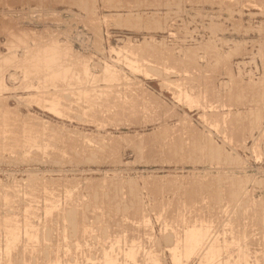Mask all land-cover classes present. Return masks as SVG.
Wrapping results in <instances>:
<instances>
[{
    "label": "rangeland",
    "instance_id": "374dc122",
    "mask_svg": "<svg viewBox=\"0 0 264 264\" xmlns=\"http://www.w3.org/2000/svg\"><path fill=\"white\" fill-rule=\"evenodd\" d=\"M107 261L264 264V0H0V264Z\"/></svg>",
    "mask_w": 264,
    "mask_h": 264
},
{
    "label": "bare ground",
    "instance_id": "6f19581e",
    "mask_svg": "<svg viewBox=\"0 0 264 264\" xmlns=\"http://www.w3.org/2000/svg\"><path fill=\"white\" fill-rule=\"evenodd\" d=\"M47 64H48V63H47ZM41 65H42V64H41ZM45 65H46V64H45ZM49 66H50V65H49ZM53 66H54V65H53ZM33 68H34V67H33ZM47 68H50V67H47ZM65 195H66V194H65ZM56 203H57V202H56ZM54 204H55V203H54ZM27 208H28V207H27ZM73 211H74V210H73ZM48 215H49V214H48ZM8 217H9V216H8ZM11 218H12V216H11ZM9 219H10V218H9ZM14 220H15V219H14ZM19 220H20V219H19ZM24 222H25V221H24ZM20 223H21V222H20ZM15 225H16V224H15ZM29 226H30V225H29ZM31 226H32V225H31ZM200 226H201V225H200ZM12 231H13V230H12ZM13 232H14V231H13ZM15 232H16V231H15ZM33 233H34V232H33ZM33 233H32L31 235H34ZM24 234H25V233H24ZM10 235H11V234H10ZM35 235H36V234H35ZM35 235H34V236H35ZM50 236H51V235H50ZM76 236H77V235H76ZM104 236H105V235H104ZM15 237H16V236H15ZM17 237H18V236H17ZM17 237H16V238H17ZM29 237H30V236H29ZM32 237H33V236H32ZM47 237H48V236H47ZM10 238H11V237H10ZM16 238H15V239H16ZM18 238H19V237H18ZM35 238H36V237H35ZM35 238H34V239H35ZM34 239H33V240H34ZM39 239H40V238H39ZM29 240H31V238H29ZM29 240H28V241H29ZM33 240H32V241H33ZM14 242H16V241L14 240ZM11 243H12V242H11ZM33 243H34V242H33ZM14 244H15V243H14ZM43 244H44V243H43ZM16 245H17V244H16ZM85 245H86V244H85ZM204 245H205V243H204ZM24 246H25V245H24ZM201 246H202V245H199V247H201ZM6 247H7V246H6ZM11 247H12V245H11ZM32 247H33V246H32ZM25 248H26V247H25ZM35 248H37V247H35ZM6 249H7V248H6ZM14 249H15V248H14ZM27 249H28V247H27ZM83 249H84V248H83ZM140 250H141V249H140ZM209 250H210V249H209ZM35 251H36V250H35ZM76 251H77V250H76ZM205 251H206V250H205ZM6 252H7V251H6ZM18 252H19V251H18ZM78 252H79V251H78ZM244 252H245V251H244ZM246 252H247V251H246ZM10 253H11V252H10ZM15 253H16V252H15ZM25 253H26V252H25ZM32 253H33V252H32ZM46 253H47V252H46ZM57 253H58V252H57ZM84 253H85V252H84ZM88 253H89V251H88ZM88 253H87V254H88ZM247 253H248V252H247ZM79 254H80V253H79ZM81 254H82V253H81ZM81 254H80V255H81ZM85 254H86V253H85ZM206 254H207V253H206ZM209 254H210V253H209ZM241 254H242V253H241ZM11 255H12V254H11ZM19 255H20V254H19ZM138 255H139V254H138ZM211 255H212V254H211ZM257 255H258V254H257ZM59 256H60V254H59ZM85 256H86V255H85ZM205 256H206V255H205ZM214 256H215V255H214ZM217 256H218V255H217ZM217 256L215 257V259L217 258ZM57 257H58V256H57ZM130 257H131V256H130ZM132 257H133V256H132ZM138 257H139V256H138ZM155 257H156V256H155ZM203 257H204V256H203ZM210 257H211V256H210ZM256 257H257V256H256ZM10 258H11V257H10ZM18 258H19V257H18ZM128 258H129V257H128ZM150 258L152 259L153 257H150ZM156 258H157V257H156ZM206 258H207V257H206ZM236 258H237V257H236ZM244 258H245V257H244ZM253 258H254V257H253ZM25 259H26V258H25ZM79 259H80V258H79ZM110 259H111V260H112V259L115 260V258H112V257H111ZM116 259H117V258H116ZM129 259H130V258H129ZM135 259H136V258H135ZM157 259H158V258H157ZM173 259H174V258H173ZM203 259H204V258H203ZM219 259H220V258H219ZM256 259H257V258H256ZM260 259H262V258H260ZM14 260H15V258H14ZM77 260H78V259H77ZM89 260H90V259H89ZM130 260H131V259H130ZM239 260H240V259H239ZM17 261H18V260H17ZM17 261H16V262H17ZM116 261H119V260H116ZM126 261H127V259H126ZM152 261H153V260H152ZM156 261H157V260H156ZM158 261H159V260H158ZM203 261H204V260H203ZM215 261H216V260H215ZM254 261H255V259H254ZM256 261H257V260H256ZM259 261H260V260H259ZM11 262H12V261H11ZM111 262H113V261H111ZM120 262H121V261H120ZM120 262H118V263H120ZM124 262H125V261H124ZM130 262H133V261H130ZM154 262H155V261H154ZM238 262H239V261H238ZM251 262H252V261H251ZM78 263H79V262H78ZM106 263L109 264L110 262L107 261ZM114 263H117V262L114 261ZM125 263H126V262H125ZM134 263H135V261H134ZM137 263H138V262H137ZM155 263H156V262H155ZM159 263H160V262H159ZM203 263H204V262H203ZM208 263H210V262L208 261ZM228 263H229V262H228ZM249 263H250V262H249ZM252 263H253V262H252ZM256 263H257V262H256ZM261 263H262V262H261ZM50 264H51V263H50ZM56 264H57V263H56ZM81 264H82V263H81ZM127 264H128V263H127ZM132 264H133V263H132ZM139 264H140V263H139ZM198 264H199V263H198ZM211 264H212V262H211ZM238 264H239V263H238Z\"/></svg>",
    "mask_w": 264,
    "mask_h": 264
}]
</instances>
